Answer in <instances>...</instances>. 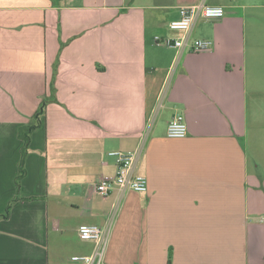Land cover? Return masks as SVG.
I'll return each mask as SVG.
<instances>
[{
  "label": "crops",
  "instance_id": "0c3cea01",
  "mask_svg": "<svg viewBox=\"0 0 264 264\" xmlns=\"http://www.w3.org/2000/svg\"><path fill=\"white\" fill-rule=\"evenodd\" d=\"M199 3L225 9L187 33L207 50L154 42ZM111 151L144 194L96 193ZM263 218L264 0H0V264H70L81 224L106 264H264Z\"/></svg>",
  "mask_w": 264,
  "mask_h": 264
},
{
  "label": "built area",
  "instance_id": "2783aa9c",
  "mask_svg": "<svg viewBox=\"0 0 264 264\" xmlns=\"http://www.w3.org/2000/svg\"><path fill=\"white\" fill-rule=\"evenodd\" d=\"M179 14L180 17L178 19L172 20L169 23V28L172 30H181L184 32L183 35L175 38L155 36L154 42L156 44L177 48H183L190 44L193 51L202 52L209 48L210 43L200 39L193 40L189 43L187 33L191 30L198 17L221 18L225 14V9L222 6L199 3L180 7ZM187 132V123L184 115L181 113L175 114L168 122L167 136L171 138H183L187 135ZM109 155L115 159L116 172L111 176H103L96 182L94 186L96 193L104 197L114 187H118L121 190H131L138 194H144L147 191L146 177L141 174L132 173L135 153L129 151H111ZM109 231V225L81 224L77 229L79 238L94 242L95 249L90 254L71 256L70 264H106L103 259Z\"/></svg>",
  "mask_w": 264,
  "mask_h": 264
},
{
  "label": "trees",
  "instance_id": "16d2710c",
  "mask_svg": "<svg viewBox=\"0 0 264 264\" xmlns=\"http://www.w3.org/2000/svg\"><path fill=\"white\" fill-rule=\"evenodd\" d=\"M43 106H44V101H42L41 108L38 110V113L41 112V109H43ZM30 129H31V127H25V128H21L19 131L20 137L24 140V145H23L22 150H21V158H20V162H19V173H18L16 180H15L16 185H18L21 176H23L24 172H25L24 171V158H25V155L27 152ZM7 212H8V210H6V213Z\"/></svg>",
  "mask_w": 264,
  "mask_h": 264
}]
</instances>
